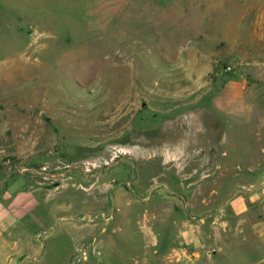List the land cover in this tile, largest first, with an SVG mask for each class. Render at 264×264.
<instances>
[{
    "label": "rangeland",
    "instance_id": "obj_1",
    "mask_svg": "<svg viewBox=\"0 0 264 264\" xmlns=\"http://www.w3.org/2000/svg\"><path fill=\"white\" fill-rule=\"evenodd\" d=\"M261 10L264 0H0V185L6 189L0 205L10 222L0 264H74L66 228L99 209L74 203L69 209L70 195L100 168L112 189L137 198L147 188L126 183L136 175L133 164L155 159L154 171L183 178L182 142L193 144L189 164L210 171L221 150L195 143L223 139L236 179L247 162L261 161L264 134L258 139L242 126L217 122L226 110H242L254 83L244 80L240 52L211 43L232 29L237 49L257 56L262 45L264 52V39L251 35ZM220 164L217 181H191L187 189H230ZM152 184L148 197L162 188ZM177 186L171 189H185ZM142 205H134L129 221L137 239ZM162 227L155 224L158 232ZM152 250L144 249L148 257ZM86 264L112 262L101 254Z\"/></svg>",
    "mask_w": 264,
    "mask_h": 264
},
{
    "label": "crops",
    "instance_id": "obj_2",
    "mask_svg": "<svg viewBox=\"0 0 264 264\" xmlns=\"http://www.w3.org/2000/svg\"><path fill=\"white\" fill-rule=\"evenodd\" d=\"M263 13L264 11L261 10L258 16L253 17L251 24L252 33H250L257 40L264 39ZM220 35L217 41L209 40L207 42H211L212 46L223 42L228 52L232 54L240 52L238 56L243 59L244 80L253 82L254 87L248 85L252 94L245 99L242 110H226L218 115L217 122L223 126L226 124L227 127L242 126L245 133L259 135L257 137L260 139V135L264 134L263 46H259L260 53L257 56H250L249 47L237 49L234 30L231 29L224 35L222 33ZM223 36H230L229 41H224ZM223 115L227 118L224 122L220 119ZM229 119H238L239 121L235 123ZM202 128L201 130H203ZM221 132L224 133L225 130ZM182 143L184 146L179 149L185 151L182 152V158L184 157L186 163L183 178L175 179L174 176L171 177L165 172L160 174L154 171L155 159L145 161L139 167L133 164L136 175L131 181L126 180V183L132 182L138 188H147L144 190L145 192L137 193V198L129 196L124 189L115 188L114 190L112 189L114 186H108L107 184L110 182L102 178L104 170L101 168L98 173L95 172L97 174L85 175L84 177L87 179L90 177V180L85 181L87 179L84 178L85 182L81 180L76 185L77 187H74L77 191L74 190L70 195L72 202L68 203V208H73V203L76 205L87 204L94 206V210L98 208L99 210L113 211L114 217L103 230L86 223L70 225L66 228V231H69L66 234L74 248L77 244L88 243L95 239L102 251L103 259L112 262V264H174L169 260V253L180 245L189 246L193 252V257L187 264H264V145L259 148L262 151V160L254 164L247 162L242 166L244 169L238 173L236 179L233 172L234 157L227 152L225 147L222 148L225 144L223 139L216 142L201 140L195 143L199 150L208 148H212L213 151L221 150L220 153H216V162L214 163L216 169L210 171L205 170L203 165H200V168L198 165L195 167L190 165L191 159L186 157L188 156L186 151L193 144ZM205 157L207 156L202 154L200 159L203 160ZM220 162H224L228 169V175L230 174L228 177V182L232 183L230 189L226 191L225 187L220 188L219 186L211 187L209 191L204 192L187 189L191 181L201 184L217 181L215 170L217 172V168L221 165ZM159 165L162 166V169L167 168L164 167V159H161ZM189 166L190 170H188ZM105 168L106 166L103 165L102 169ZM195 170H199V174H195L198 178L192 179ZM155 180L162 188L155 195L148 197L146 193L151 191L152 182ZM91 182L94 187L98 184L97 189L78 191L80 186L87 188L85 187L86 183ZM173 185L185 186V189L178 191L171 189L174 187ZM249 185H253V188L243 189L244 186ZM0 189H4V186L0 185ZM39 191H41V187H38V198H40ZM8 196L7 192H3L2 197ZM117 203H124L123 209L117 206ZM137 203H143V207H139L136 211L137 229L143 234L139 239L135 238L129 225L130 217L135 209L134 205ZM41 214L42 217L44 214L49 215L48 212ZM57 217L61 219L66 216L58 215ZM157 222L163 224L161 232L155 230ZM9 224L4 207L0 205V255L6 253V245L9 243L7 235L10 230ZM145 248L153 249L152 257L146 255Z\"/></svg>",
    "mask_w": 264,
    "mask_h": 264
},
{
    "label": "built area",
    "instance_id": "obj_3",
    "mask_svg": "<svg viewBox=\"0 0 264 264\" xmlns=\"http://www.w3.org/2000/svg\"><path fill=\"white\" fill-rule=\"evenodd\" d=\"M225 70L230 71L231 66L227 65ZM108 186H112V184ZM251 188H253V185L243 187V189ZM113 217V211L97 210L83 213L82 215L78 216V219L84 221L88 225L96 226L103 230L112 221ZM101 254L102 251L96 243V240L92 239L88 243L77 244L75 246V254L73 255L72 262L74 264H86L92 255L99 257ZM192 257L193 252L187 245H180L169 253V260L174 264H187L191 261Z\"/></svg>",
    "mask_w": 264,
    "mask_h": 264
},
{
    "label": "bare ground",
    "instance_id": "obj_4",
    "mask_svg": "<svg viewBox=\"0 0 264 264\" xmlns=\"http://www.w3.org/2000/svg\"><path fill=\"white\" fill-rule=\"evenodd\" d=\"M125 103V102H124ZM127 105V104H126ZM129 111V110H128ZM122 112V111H121ZM123 113V112H122ZM121 114V113H120ZM123 117V116H122ZM109 133V132H108ZM124 151V150H123Z\"/></svg>",
    "mask_w": 264,
    "mask_h": 264
}]
</instances>
